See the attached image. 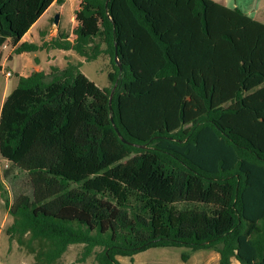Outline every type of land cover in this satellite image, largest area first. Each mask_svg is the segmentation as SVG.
Here are the masks:
<instances>
[{
  "label": "trees",
  "instance_id": "obj_1",
  "mask_svg": "<svg viewBox=\"0 0 264 264\" xmlns=\"http://www.w3.org/2000/svg\"><path fill=\"white\" fill-rule=\"evenodd\" d=\"M78 1L71 32L37 44L21 39L63 0H0V57L10 42L111 64L105 88L81 63L17 75L0 156L29 189L8 237L36 264L76 244V263L187 247L264 264V23L213 0Z\"/></svg>",
  "mask_w": 264,
  "mask_h": 264
},
{
  "label": "rangeland",
  "instance_id": "obj_2",
  "mask_svg": "<svg viewBox=\"0 0 264 264\" xmlns=\"http://www.w3.org/2000/svg\"><path fill=\"white\" fill-rule=\"evenodd\" d=\"M226 0H222L225 2ZM232 1V0H231ZM74 0H65L62 7L58 3L52 5L48 13L41 17L31 29V34L35 36L32 41L31 35L27 37V42L39 43V31H46L47 36L56 31L57 27L63 31L71 32L75 23L71 22V17L75 13ZM248 4L255 8V20L264 23V0H248ZM62 12L61 25L54 24L53 18ZM48 16H52L47 20ZM59 21V16H58ZM12 43H7L1 49L0 65V98L9 94L17 84V75L28 76L35 70L48 72L51 66L63 68L68 62L80 65L81 72L99 88L109 86L107 74L111 71V64L107 57L99 58L95 61L84 62L73 52L59 50H40L27 54H10ZM9 72L10 77H5ZM7 162L0 156V178L4 184V191H0V264H36L34 254L20 247L15 240H11L6 234L7 228L12 223L10 215L22 199L21 194L29 189L27 179L19 177L14 182L6 181L3 177V170ZM21 169L27 170L25 164H20ZM5 192V193H4ZM8 205H6V200ZM81 245H70L67 251L56 262V264H95L93 255L89 256L84 263H76V259L81 252ZM121 264H219L218 254L214 249L192 250L187 247H159L150 248L139 252L132 258L117 257ZM236 264V263H235Z\"/></svg>",
  "mask_w": 264,
  "mask_h": 264
},
{
  "label": "crops",
  "instance_id": "obj_3",
  "mask_svg": "<svg viewBox=\"0 0 264 264\" xmlns=\"http://www.w3.org/2000/svg\"><path fill=\"white\" fill-rule=\"evenodd\" d=\"M64 1L65 0H63V3H64ZM75 2H74V7H75V11L77 10V8H78V4H79V1L78 0H74ZM214 2H216V3H218V4H221V5H223V6H225V7H227V8H230V9H233V8H237V9H239L241 12H243L244 14H246L247 16H249V17H251L252 19H255L254 18V16H255V13H256V11H255V8L254 7H252L250 4H248V0H226L225 2H222V0H213ZM55 3H57V2H54L53 4H55ZM63 3L61 4V5H59L60 7H62V5H63ZM52 4V5H53ZM52 5L47 9V11L41 16V17H43L45 14H47L48 13V11H49V9L52 7ZM58 16H59V21H58V26L60 25V26H62L61 25V20H62V17H63V14H62V12L61 11H59V13H58ZM40 17V18H41ZM50 17H52V16H48L47 17V20L50 18ZM39 18V19H40ZM71 22H74L75 23V20H74V15H73V17H71ZM262 23V22H261ZM75 26V25H74ZM59 27H57V29H58ZM63 27H61V29H62ZM31 29H32V27L30 28V30L28 31V33L26 34V35H24L23 37H22V39H21V42H23V41H27L26 39H27V37H28V35L30 34L31 35V38H32V41H35V36L33 35V34H31ZM57 29H56V31H54V32H52V33H50L48 36H46L43 40H49L50 38H52V37H54L55 35H56V32H57ZM60 29V28H59ZM60 29V30H61ZM41 31V30H40ZM39 31V32H40ZM63 31V30H62ZM39 35V34H38ZM9 43V42H8ZM39 43H40V39H39ZM7 44V43H6ZM5 44V45H6ZM5 45H3V46H5ZM2 46V48H4ZM1 48V49H2ZM13 46H12V48H11V52H10V54L12 55L13 54V52H12V50H13ZM48 51V50H47ZM60 51V50H59ZM67 52H72L71 50L70 51H67ZM23 54H27V53H23ZM21 55V54H20ZM1 66V69L3 68L2 67V65H0ZM33 71H38V70H35V68H33ZM32 71V72H33ZM44 74L45 73H47V72H43ZM21 76V75H20ZM16 86V85H15ZM14 86V87H15ZM13 90V89H12ZM11 90V91H12ZM8 94H3L2 95V97L0 98V110H1V106H2V104H3V101L5 100V98H6V96H7Z\"/></svg>",
  "mask_w": 264,
  "mask_h": 264
},
{
  "label": "water",
  "instance_id": "obj_4",
  "mask_svg": "<svg viewBox=\"0 0 264 264\" xmlns=\"http://www.w3.org/2000/svg\"><path fill=\"white\" fill-rule=\"evenodd\" d=\"M53 21H54V24H57V22H58V14H56L54 16ZM115 63L118 66L119 70H121L116 53H115ZM110 99H111V95H110Z\"/></svg>",
  "mask_w": 264,
  "mask_h": 264
},
{
  "label": "built area",
  "instance_id": "obj_5",
  "mask_svg": "<svg viewBox=\"0 0 264 264\" xmlns=\"http://www.w3.org/2000/svg\"><path fill=\"white\" fill-rule=\"evenodd\" d=\"M3 47H5V46H3ZM10 75H11V74H10L9 72H6V73H5V77H10Z\"/></svg>",
  "mask_w": 264,
  "mask_h": 264
}]
</instances>
